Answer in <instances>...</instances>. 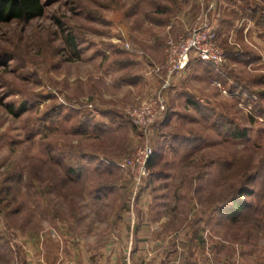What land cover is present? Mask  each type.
<instances>
[{"label":"rangeland","instance_id":"374dc122","mask_svg":"<svg viewBox=\"0 0 264 264\" xmlns=\"http://www.w3.org/2000/svg\"><path fill=\"white\" fill-rule=\"evenodd\" d=\"M41 3L40 17L0 24V264L55 219L126 210L116 163L144 142L127 111L163 92L143 73L163 86L168 43L205 23L222 62L171 76L147 178L169 184L165 211L203 220L238 264H264V0ZM110 186L103 205L94 191ZM233 199L243 207L230 217Z\"/></svg>","mask_w":264,"mask_h":264},{"label":"crops","instance_id":"0c3cea01","mask_svg":"<svg viewBox=\"0 0 264 264\" xmlns=\"http://www.w3.org/2000/svg\"><path fill=\"white\" fill-rule=\"evenodd\" d=\"M138 77L141 76L136 75ZM142 78L149 82L150 94L158 84L164 96L166 87L160 86L151 69L145 70ZM153 171L154 168L149 169V176L154 175ZM147 179L137 193L128 181L126 210L119 205L113 214L62 216L54 220L56 231L51 230L39 240L27 239L31 244L23 239L17 262L125 264L129 257L131 264H238V254L232 257L231 248L222 242H212L211 248H205L203 220L165 211L167 204L163 192L169 184L160 183L158 177ZM112 187L107 188L111 191ZM120 187L123 186L120 184ZM107 196L102 204L114 199L115 195L108 193ZM211 219L207 218V222Z\"/></svg>","mask_w":264,"mask_h":264},{"label":"built area","instance_id":"2783aa9c","mask_svg":"<svg viewBox=\"0 0 264 264\" xmlns=\"http://www.w3.org/2000/svg\"><path fill=\"white\" fill-rule=\"evenodd\" d=\"M215 40V34L205 23L198 25L186 38L169 42L166 47L165 64L156 68V71L165 70L167 73L163 89L167 87L171 76L183 72L192 59L219 66L222 62V54L215 47ZM124 47L126 50L129 49L128 44ZM166 111L167 103L161 94L146 99L127 111L129 122L144 138V142L118 161L116 166L119 173L131 181L135 193L149 176L148 162L153 155L152 146L147 138L149 130ZM202 241L206 249L211 248L214 241L229 245L226 241L217 238L209 229L203 231ZM125 264H131L129 257L126 258Z\"/></svg>","mask_w":264,"mask_h":264},{"label":"trees","instance_id":"16d2710c","mask_svg":"<svg viewBox=\"0 0 264 264\" xmlns=\"http://www.w3.org/2000/svg\"><path fill=\"white\" fill-rule=\"evenodd\" d=\"M43 14V4L41 0H0V24L9 23L11 21H30L38 18ZM157 161V154L153 152L152 157L148 162V168L153 169ZM110 188L104 190L95 189V193L102 194L104 191L107 195ZM239 200L233 199L228 205V211L224 212L230 217L238 213L242 209Z\"/></svg>","mask_w":264,"mask_h":264}]
</instances>
